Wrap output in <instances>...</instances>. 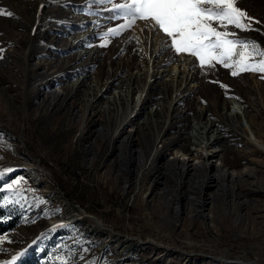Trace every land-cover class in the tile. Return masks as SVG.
Returning a JSON list of instances; mask_svg holds the SVG:
<instances>
[{
	"label": "rangeland",
	"instance_id": "374dc122",
	"mask_svg": "<svg viewBox=\"0 0 264 264\" xmlns=\"http://www.w3.org/2000/svg\"><path fill=\"white\" fill-rule=\"evenodd\" d=\"M121 2L0 0L13 13L0 14V172L13 169L0 207L17 217L0 262L35 251L38 264H264L262 74L201 68L143 21L106 37ZM237 6L260 21L237 35L264 47V0ZM180 66L185 96L161 85ZM148 71L159 76L145 96L148 76L121 86ZM120 88L131 98L111 103ZM197 124L220 157L178 170L176 151L202 155Z\"/></svg>",
	"mask_w": 264,
	"mask_h": 264
},
{
	"label": "snow or ice",
	"instance_id": "6c2138e0",
	"mask_svg": "<svg viewBox=\"0 0 264 264\" xmlns=\"http://www.w3.org/2000/svg\"><path fill=\"white\" fill-rule=\"evenodd\" d=\"M94 2L103 3L105 0ZM237 4L238 0H123L112 3V10L123 18L124 23L110 29L105 36L118 35L120 31L132 28L137 21H143L168 38L167 46L174 54L197 58L201 68H214L220 64L231 69L233 76L256 72L264 79V47L256 41L241 38L236 31L258 30L253 24L260 21H254ZM0 14L13 16L10 11ZM222 87L227 88V85ZM11 171V168L5 169L0 176ZM21 183L22 179H18L7 188L12 190ZM8 203L12 201L5 198V204ZM6 239L0 237V242ZM17 259L18 256H13L0 264H15Z\"/></svg>",
	"mask_w": 264,
	"mask_h": 264
},
{
	"label": "bare ground",
	"instance_id": "6f19581e",
	"mask_svg": "<svg viewBox=\"0 0 264 264\" xmlns=\"http://www.w3.org/2000/svg\"><path fill=\"white\" fill-rule=\"evenodd\" d=\"M79 39H80V37H79ZM153 64H154V62L152 61V65ZM186 70L187 69L181 68V66H180V67H178V70L169 71L168 74L171 75V78L169 79V81L163 82L161 85H164L165 87H167V89L172 90L177 95H179L181 93L182 96H185V94H187L188 92H185L184 91L185 89H182L181 85H182L183 81L187 80V78H188L187 77L188 73H187ZM173 74H174V77H173ZM143 75H144V78L146 80H147V76H148V81H147V86H146L147 88H144V90H142V95H144L150 90L149 87L151 88V87H154L155 85L158 84V83H155L156 77L159 76L158 73H154L153 71L151 73V71L150 72L148 71V74L140 73V74L136 75V77L130 76L128 79L123 80L121 82V86H123V87L126 86L127 87L129 85H132L133 83H135V80L141 79ZM181 75H182V78L179 79V77ZM160 76H164V75L162 74ZM192 76H194V74ZM184 84H185V82H184ZM133 88H132V90H133ZM132 90L130 92H132ZM142 95H141V97H142ZM129 97H130V93L129 92L128 93H126V92L124 93L123 91H121V88H120L119 93L117 95H115L110 100H111V103L115 104V103H118L120 100H125V99L129 100L131 98V97L130 98ZM175 98L177 100L178 96H176ZM178 100H180V99L178 98ZM234 114H236V113H234ZM198 125H200V124H197L196 126H194L193 130H191L192 131L191 136L193 137V140L195 141V144L197 145L196 148H197L198 152H201L202 155L196 156V158H194V159H196L198 163H194L193 164V163H189L190 160H189V157L186 156V154L181 153L180 151L179 152L176 151V155L177 156H179V154H180V159H178V160L176 159L175 162H173V165L178 170L180 168L181 171L186 172V171H188L191 168L194 169V168H198V167H202V169H205V170L207 169L208 170V169L211 168V166L213 164L212 161L215 160V158H219L220 157V154H219L218 150L210 149L211 148V143H209L207 141L206 132L204 130H201L198 127ZM133 137H134V131H133V128H132V129L128 130L126 138H127V140L129 142H133L134 141ZM213 141H214V138L212 139V142ZM205 144H207V145H205ZM201 149H203V151ZM139 151H140V148H139Z\"/></svg>",
	"mask_w": 264,
	"mask_h": 264
},
{
	"label": "trees",
	"instance_id": "16d2710c",
	"mask_svg": "<svg viewBox=\"0 0 264 264\" xmlns=\"http://www.w3.org/2000/svg\"><path fill=\"white\" fill-rule=\"evenodd\" d=\"M5 211L0 207V232L12 227L16 220L17 217L14 216L11 219H9L8 221H4V219H2V216L5 214ZM35 251H31L28 253H24L21 255V257L15 262V264H38V261L35 257Z\"/></svg>",
	"mask_w": 264,
	"mask_h": 264
}]
</instances>
